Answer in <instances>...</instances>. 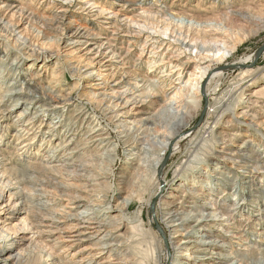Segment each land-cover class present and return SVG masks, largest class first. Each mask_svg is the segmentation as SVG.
<instances>
[{"label": "bare ground", "instance_id": "6f19581e", "mask_svg": "<svg viewBox=\"0 0 264 264\" xmlns=\"http://www.w3.org/2000/svg\"><path fill=\"white\" fill-rule=\"evenodd\" d=\"M88 1L90 2V0ZM253 6L256 9V12H253L254 15L256 16L257 14L260 16L264 11V0H253ZM171 8L162 6L155 8L153 11L144 10L142 14L140 12L138 17L140 20L142 19L143 25L136 23L139 31L133 29L132 31L130 30L129 33L136 37L142 34L143 31L149 30L152 31V33H159L167 37L169 41L166 43L158 42L160 44V46L157 47L158 51L153 54L156 55L166 48L167 51H170L173 45H175V47L178 46L180 47V52H177L178 56L173 55L170 57L172 62H175V60L179 61L182 54H188L187 56L189 57L187 61L180 63L178 66L181 68V72L190 67L194 68L193 72L196 74L194 75L199 76L192 80L195 83V91L193 92L189 87L188 91H185L183 94L174 93V91L171 90L165 92L163 98H151L150 96L154 94L153 91H155V88L159 89L156 85H153L151 88V95L149 94L145 98L136 96L135 92L133 93L132 90H123L120 92L115 90L106 91L101 97L99 94L94 93L92 98L96 104V109L101 111L107 121H110L111 124L115 126L114 128L118 130L120 138L124 144L127 145L129 150H131L132 154L129 160L134 161L131 165L135 167L134 175L137 176L138 187L145 191L146 187L149 186V191L153 193L150 198V204L154 203V206L157 207L162 222V229L160 228V230L164 232L165 235L168 232L170 234V237L166 238L168 243H165V245L159 237V234L149 229L150 236L147 240L150 244L147 249H149L150 255L148 256L149 259H146L147 264H161L164 262L166 264H189L190 262L191 264H245L250 252L256 251L264 253V247L261 244H253V242L247 241V236L254 235L255 232H250L248 234V231H246L247 234H244L241 230L242 220H240V217H245L246 213L250 211L247 207L249 204H244L247 200L245 198L247 195L253 197L256 193L252 190L250 191V189L244 187V185L240 187L238 184H229L228 181L226 182V184H229L228 189L223 190L222 187L218 188L224 181L231 180L232 178L229 175L224 177L226 173H221V171L218 172V170L214 171V168H211V174L210 172L207 173V170L198 171L197 167L202 164H206V167L209 165L210 161L214 159L215 162H213V164H215V166L218 162L222 165L227 161H231L236 162L234 163L236 165H243L246 170L249 168L253 170L257 169V167H252L256 162H261V160H258L257 154L262 149V153L264 154V144L262 145L261 141L254 144L252 137L255 135L253 136L248 128H257L264 131V86L245 95L244 92L246 90L244 91V82H256L259 77L264 79V73L258 77V71L253 68H247L251 57H247L245 61L237 64L236 67L240 73V82L243 83L240 87H237V89H239L236 93L227 96V99L224 100L225 102L220 107L214 108L212 106L214 110L209 109L208 119L203 125L195 130L184 132L186 122L197 116L198 110H200L203 103L202 100L208 101L210 105L212 101L218 100L216 94L215 98L210 99L211 94L209 93L210 90L208 86L215 80L222 79V77L225 76V68L221 67L222 65L218 66V64L224 59L233 56L237 51V44L233 37L232 29L229 27L232 21L230 17H225L223 19H218L217 17L206 21L201 18L202 15H197L192 10H176ZM63 9L59 17L52 19L55 21L52 25L53 30H56L53 26L57 22L62 24L61 26L64 25L68 10L66 8ZM232 12L242 19L247 18V15L245 16L238 12ZM166 16H172L174 19H178V21L167 20L165 19ZM69 24L70 25L65 29H61L63 32V34H61L62 41L67 40L71 45H77L80 43L79 39L85 38L84 36L88 33L89 29L81 25L77 27V22L75 21ZM1 36L7 39L13 38L21 47L19 48V52L26 51L27 56L35 59V61L41 57V53L44 50L41 48L42 51H39L37 48L38 45H33L34 42L32 44L30 39L19 34L17 30L13 28V25L7 23L0 14V38ZM7 39H4L7 44L6 48L10 47L7 43ZM146 41L147 44L150 42L148 38ZM164 47L165 49H163ZM193 52L196 53V56L193 55ZM220 52H222V55H219ZM204 53H207V56L205 59H202L201 56ZM150 54H152V51ZM209 54H212V56ZM207 59L211 62H208ZM157 67H166V63L163 61L159 62L157 63ZM15 69L17 73L19 68L16 67ZM85 69L86 71L83 74L81 73V69L77 71L80 73V77L88 76L93 73L88 67ZM172 72H174V69ZM181 72L179 73L180 75ZM56 83H58V81ZM13 90L14 88H10L3 98L0 96V104L4 102L7 96L13 98L12 96L22 94V92L18 93V90H15V92H13ZM215 91L217 92L216 89ZM51 94H53V92H51ZM10 97H8V99ZM50 101L51 102H48L46 106L48 109H44L42 112L52 113L54 110H57V104L60 103H58L54 97H51ZM72 101L73 99L70 98L64 101V107L62 109L69 108ZM32 104L33 102L30 103V105ZM146 104L149 105V112L141 113L144 111L143 107L146 106ZM15 106L16 105L12 106V109L8 112L9 115L17 110ZM258 109L262 112L260 113ZM80 110H82L83 113L75 114V116H78L76 120H83V116H88V118L94 117H90L88 115L89 112H85L83 108H80ZM24 113L25 111L23 110L21 114L18 115L17 122H19V124L16 126H18L19 129L17 131V144L14 151L17 154L23 152L22 155H24V158H28V171H30V173L39 174L40 177L45 178L48 183L50 179L55 182L56 185L59 184L67 189L80 192L75 201L77 203L75 208L77 212L75 215H67V218L70 219L69 221H77L74 228L77 230L81 229V232L78 235L71 236V238H75L73 241H71V239L70 241H66V237L61 239L59 237L53 241H51V239L52 245H46V248L55 250L62 244L64 245L65 242H70V244L64 246L63 249V254H68L78 241H83H81L80 238L83 236L88 238L90 236L88 238L89 240H98L97 246H99L98 254H100V256L95 254L89 257L87 261L77 262V256L86 252V249L82 247L71 255V261H69L71 264H131L129 257L130 251L127 247L135 242V236H133L134 232L142 229L144 226V221L141 217L133 221L129 216L130 209L133 206V200L123 198V202L117 203L115 199L114 203L111 202L107 206L105 199L98 198L93 191L85 190V188L78 184V181L90 180L85 174H90L94 170L96 157H100L101 149L104 150L108 145H112L108 137L111 134L106 132L107 129L101 130L99 128L97 130L93 129L95 130L93 134H87L85 135L87 137L81 138V127H74L71 129V133H73L72 137L66 140L70 131H65L66 133L62 134V125L58 126L60 122L58 121L52 123L48 132L54 131L48 137L39 138L37 134L32 137L30 136L29 127L32 125V127H35L37 124L36 122L32 123V120L39 121L44 116V113L40 115L37 112L33 118L29 117L27 121L22 119ZM69 116H74V114L71 113ZM4 117L5 116L0 110L1 164H4V162L8 160L9 144L2 145V142L11 126L8 122L5 126L6 121L2 120ZM242 122H244L246 126L244 129L238 125ZM24 123L27 124L21 125ZM39 123L41 124L42 122L39 121ZM242 132H244L249 141L248 139L246 142L243 141L244 144L237 147L238 150L236 151L231 144H235L236 138L240 136ZM184 141L188 142L194 149L199 148L202 150L206 149V146H212L211 148H214V152L211 154L212 156L204 155L203 157H194V161L191 163L189 161L177 164L175 166L173 179L177 180L174 181L175 183L172 185L167 175L164 173L166 168H164L163 158L171 149L174 152H178L180 150V142ZM209 142H212V144L210 145ZM94 146L100 148L97 150ZM69 147L72 148L68 150ZM92 147L94 148L92 151L95 152V155H89L88 151L91 150ZM19 156L21 158V155ZM59 156H61L65 163H63L64 168H60L59 165L55 164V159ZM198 162L200 163L197 164ZM193 164H197V166H192ZM213 164L211 165L214 167ZM70 166H73L75 170H67L66 167ZM239 170H244V168H240L238 171ZM151 173L153 174L152 178L150 177ZM219 173L221 175H219ZM95 177L96 176H94V178ZM32 178L33 176L31 175L26 181L32 183L34 180H37L38 177ZM244 180H247V178ZM135 183L137 184V182ZM246 184H248V182ZM255 186H257L259 199H261L260 195L264 198V193L260 191L261 187L264 188V175L261 176ZM81 187L84 190H82ZM166 187H168L167 191L163 193L161 197L159 196L160 198L158 199L157 196L159 192ZM252 187L251 185L250 188ZM189 188L191 190H188ZM10 190L9 188L8 192ZM220 190H223L221 193L225 196L227 194L222 204L212 199L211 203L203 202L204 199H206L204 194L218 193ZM5 191L2 190L0 194V264H49L51 259H47L44 263H33L35 254L33 244L36 238H41L46 232L48 234L47 238L53 237L51 230L46 231V229L44 230L42 227L45 218L43 217L41 220L39 218V220L36 221L37 218L34 219L31 217L33 215H28V211L23 209V207L17 209L19 206H25V201L22 202L20 200L14 207L9 206L7 203L3 204ZM192 191L196 194L195 196H191ZM187 192L190 193V196L186 195ZM17 195L20 196L21 193ZM207 196L208 195H206V197ZM236 197H241L244 201L243 204L236 205L238 200ZM184 199H187L185 203H189L186 207L183 205ZM224 204H232V207L229 211L225 210L223 216H221V214L218 213V209H223L222 206ZM44 207H46V205L41 207V210L45 212L46 208ZM82 209L84 210L79 212ZM86 210L92 212L87 214ZM226 220L228 221V223L224 225L226 228L224 231L226 233L222 234L214 227L217 225L215 222H224ZM31 232L34 233H32L33 237L30 239L27 234ZM230 240L232 243L228 242ZM26 242L29 243L28 248L23 250V246ZM238 244L241 246L240 249H236L234 246H238ZM216 249H219V252H214ZM91 254L92 253L89 255ZM51 255L52 252L48 254V258H50ZM102 255H108V258H105L103 262L101 261L102 259L100 260ZM148 257L146 256V258ZM214 257H217V259L219 258V261L216 262Z\"/></svg>", "mask_w": 264, "mask_h": 264}, {"label": "rangeland", "instance_id": "374dc122", "mask_svg": "<svg viewBox=\"0 0 264 264\" xmlns=\"http://www.w3.org/2000/svg\"><path fill=\"white\" fill-rule=\"evenodd\" d=\"M82 1L83 0H0L1 17L4 18L7 23H11L19 34L30 39L32 44L34 42L33 45H38L37 48L39 51H42L41 48L44 49L41 53V57L35 61V59L27 56L26 51L19 52V48L21 47L13 38L7 39L3 36L0 38V96L3 98L10 88H14L13 92H15V90H18V93L22 92V94L12 96L13 98L7 96L4 102L0 104V110L5 116L4 119H2L6 121L5 126L8 123L9 125L11 124L2 142V145L9 144V155L7 156L8 160H6L4 164H1L2 161L0 160V194L2 190H6L3 204L7 203L12 207L20 200L22 202L25 201L26 205L19 206L17 209L23 207V209L28 211L27 213L25 210L28 215H33L31 217L34 219L37 218L36 221L44 217V225L42 227L44 230L46 229V231L51 230L53 233V237L51 236L52 238H47V232L41 238H36L33 244L35 251L33 257L34 261L32 260L33 263H44L47 259H51L49 264H71V262H69L71 261V255L82 247L86 249V252L77 256V262L87 261L89 257L95 254L100 256V254H98V240H89L88 238L90 236L88 238L84 236L80 238L81 241H83H78L68 254H63V249L64 246L70 244V242H65L64 245L62 244L55 250L46 248V245L51 246V241L56 238L60 237L61 239L66 237V241H70V239L73 241L75 238H71V236L78 235L81 232V229L77 230L74 228L77 221H69L70 219L67 218V215L76 214L77 211L75 208L77 203L75 201L80 192L67 189L59 184L56 185V183L50 179L48 183L45 178L40 177L39 174L30 173V171H28V158H24V155H22L23 152L17 154L14 150L17 144L16 137L18 136L17 131L19 129L18 126H16L19 124V122H17L18 115H20L23 110L25 113L22 119L26 121L29 117L33 118L37 112L40 115L44 113V116L39 120L42 122V125L39 121L32 120V123H37L35 127H32L33 125L29 127L30 136L32 137L35 136V134H37L39 138L48 137L54 131L48 132L52 123L58 121H60L58 126L62 125V134L66 133L65 131H70L66 140L72 137L73 133H71V129L74 127H81V138L87 137L85 136L87 134H93L95 130L99 128L101 130L107 129L106 132L111 134L108 137L112 145H108L104 150L101 149L100 157H96L94 170L90 174H85L90 180L78 181V184L85 188V190L93 191L98 198L105 199L107 206L111 202L114 203L115 199L117 203L123 202L125 198L133 200V206L130 209L129 216L133 221L141 217L144 221V226L142 229L134 232L133 236H135V242L128 245L127 248L130 251L129 257L131 264H147L146 259H149L148 256L150 255L149 249H147L150 244L147 240L150 236L149 229L158 233L164 244L168 243L166 238H169L170 234L168 232L165 235L164 232H161L160 228L162 222L159 217V211L157 207L154 206V203L150 204V198L153 193L149 191V186L146 187L145 191L138 187L137 176L134 175L135 167L131 165L134 161L129 160L132 152L120 138L118 130L114 128L115 126L111 124L110 121H107L101 111L96 109V104L92 98L93 94H99L101 97L106 91L115 90L120 92L123 90H132L133 93L135 92L136 96L145 98L147 95H151V88L153 85H156L159 89L155 88V91H153L154 94L150 96L151 98H163L165 92L171 90H173L174 93L183 94L185 91H188L189 87L193 92L195 91V83L192 80L199 76H195L196 74L193 72L194 68L190 67L181 72V68L178 66L180 63L187 61L189 57L187 56L188 54H182L179 58L180 62L177 60L172 62L170 57L173 55L178 56L177 52H180V47L178 46L175 47V45H173L170 51H167V48L165 49L164 47L163 49L165 50L161 49L162 51L158 54H153L158 51L157 47L160 46L159 43H166L169 41L167 37L159 33H152V31L149 30L143 31L142 34L136 37L129 33V31L133 29L139 31L136 23L143 25L142 19L140 20L138 17L140 12L142 14L144 10L153 11L155 8L166 6L168 8L173 7L171 9L176 10H192L197 15H202L201 18L206 21L217 17L218 19L230 17L232 21L229 27H231L230 29H232L233 37L236 41L237 51L232 57L224 59L218 64V66L222 65L221 67L225 68V76H223L222 79L215 80L208 86L210 90L208 91L211 94L210 99L215 98L217 95L218 100L212 101L211 105L208 101L202 100L203 103L200 110H198L197 116L186 122L184 132L195 130L207 121L209 109L214 110V108L220 107L225 102L224 100L227 99V96L236 93L239 89H237V87H240L243 83L240 82V73L237 70V64L245 61L247 57H251L247 68H253L258 71V77L264 73V51L258 55V52L264 47V11L260 16L257 14L255 16L254 13L256 9L253 6V0H90V2L84 0L83 2L85 3ZM61 7L68 10V15L65 18L64 25L61 26L62 24L57 22L59 25L56 23L53 26L56 30H53L52 25L55 21L52 19L62 14L64 9ZM231 10L241 15H247V18L242 19ZM165 19L175 22L178 21V19H174L172 16H166ZM72 21L77 22V27L81 25L89 29L88 33L84 36L85 38L79 39L80 43L77 45H71L67 40L62 41L61 34H63V32L61 29L68 27L70 25L69 23ZM147 38L150 41L148 44L146 43ZM4 39L8 40L7 43L10 47L6 48L7 44ZM151 51L152 54H150ZM193 53L192 54L196 56V53ZM209 55L212 56V54ZM219 55H222V52H220ZM206 56L207 53H204L201 57L205 59ZM162 61L166 63V67H157V63ZM207 61L209 62L210 60L207 59ZM16 67L19 68L17 73ZM86 67L93 71V73L88 76L80 77V73L77 71L81 69V73L83 74L86 71ZM173 69L174 72H172ZM180 72L181 75L179 74ZM261 78L262 77H259L256 82H244V91L246 90L244 92L245 95L264 86V79ZM57 81L58 83H56ZM51 92H53V94H51ZM8 97L10 98L8 99ZM51 97H54V99L60 103L57 104V110H54L52 113L42 112V110L48 109L46 106L48 102H51ZM69 98L73 99L72 104L69 108L62 109L64 107V101ZM31 102H33L32 105H30ZM13 105H16L15 109L17 110L9 115L8 112L12 109ZM212 106L214 108H212ZM80 108H83L85 112H89L88 115L90 117H94L88 118V116H83V120H76L78 116H75V114L83 113ZM143 109L144 111L141 113L149 112V105L146 104ZM258 111L260 113L262 112L260 109H258ZM71 113L74 114L75 119L74 116H69ZM26 124L27 123L21 125ZM238 125L243 127V129L246 127L244 122ZM248 129L253 136L255 135L252 137L254 144L261 141L263 145L264 131L257 128ZM247 139L244 132H242V134L236 138L235 146L233 144H231V146L237 151V147L244 144ZM209 143L210 145L212 144V142ZM211 147L206 146V149L202 150L199 148L194 149L188 142L184 141L180 142V150L178 152H174L172 149L168 151L163 158V163L164 168H166L164 173L167 175L171 184L173 185V183H175L174 181L177 180H173L174 170L177 164L189 161L191 163L194 161V157H203L204 155L212 156L211 154L214 152V148ZM70 148L72 147H69L68 150ZM94 148L98 150L100 147L94 146ZM94 148L92 147L91 150L88 151L89 155H95V152L92 151ZM262 151L263 149L257 154L258 160H261V162H256L252 167H257L255 170L250 168L246 170L243 165H236L234 164L236 162L231 161H227L222 165L218 162L215 166V164H213V162H215L214 159H212L206 167V164L200 165L197 167V170H207V173L210 172L212 174L211 168H214V171L218 170V172L221 171V173H226L224 177L229 175L232 179L226 180L222 185L218 186V188L222 187L223 190L228 189L229 184H238L240 187L244 185V187L256 193L253 197L247 195L245 198L247 200L244 204H249L247 207L250 211L246 213L245 217H240V220H242L241 230L244 234L255 232L254 235L247 236V241L253 242V244H261L264 247V200H262L264 198L260 195L261 199H259L257 186H255L261 176L264 175V154ZM19 155H21V158ZM63 163L61 156L55 159V164L59 165L60 168H64L65 163ZM197 164H193L192 166H197ZM211 164H213L214 167ZM66 168L69 171L75 170L73 166ZM240 168H244V170H239V172L238 169ZM31 175L33 176L32 179H34V177L38 178L32 183H29L26 180ZM219 175L221 174L219 173ZM94 176L98 177L94 178ZM150 177H153L152 173ZM245 178H247V180H244ZM227 181L229 184H226ZM135 182H137V184ZM247 182L248 184H246ZM251 185L253 186L252 188H250ZM82 187L81 189L84 190ZM9 188L11 190L8 192ZM167 188L168 187L159 192L157 196L158 199L167 191ZM188 190L191 189L189 188ZM223 190L218 191V193L204 194L206 199H204L203 202L211 203L212 199L222 204L223 199L227 197V194L225 196L221 193ZM260 191L264 193V188L261 187ZM18 193H21V195L18 196ZM186 195L190 196V193L187 192ZM195 195L196 194L192 191L191 196ZM206 195L208 196L206 197ZM236 198L238 199L236 205L243 204L244 201L241 197ZM184 200L183 205L186 207L189 203H185L187 199ZM39 205L41 207L46 205V207H44L46 208L45 212L41 210ZM231 207L232 204H224L222 206L223 209H218V213L223 216L225 210L229 211ZM83 210L84 209L79 212ZM87 211L88 210H86L87 214L92 212ZM215 223L217 225L214 227L217 231L225 234L226 232L224 230H226V228L224 225L228 223V221H216ZM246 231L248 232L246 233ZM32 233L34 232L27 234L30 239L33 237ZM228 242L232 243L231 240ZM28 244L27 242L24 244L23 250L28 248ZM240 244H238V246L234 245L235 248L240 249ZM51 252L53 256L51 255V257L48 258V254ZM214 252H219V249H216ZM90 253L92 254L89 255ZM146 256L148 258H146ZM105 258H108V255H102L100 260L102 259L101 261L103 262ZM214 259H216V262L219 261L217 257H214ZM161 264L166 263L164 262ZM189 264H191V262ZM245 264H264V253L256 251L250 252Z\"/></svg>", "mask_w": 264, "mask_h": 264}, {"label": "water", "instance_id": "95a60500", "mask_svg": "<svg viewBox=\"0 0 264 264\" xmlns=\"http://www.w3.org/2000/svg\"><path fill=\"white\" fill-rule=\"evenodd\" d=\"M264 51V47L258 52V55H260Z\"/></svg>", "mask_w": 264, "mask_h": 264}]
</instances>
